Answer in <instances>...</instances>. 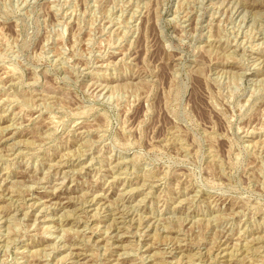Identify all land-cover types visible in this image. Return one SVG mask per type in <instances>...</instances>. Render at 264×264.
<instances>
[{
	"label": "rangeland",
	"instance_id": "rangeland-1",
	"mask_svg": "<svg viewBox=\"0 0 264 264\" xmlns=\"http://www.w3.org/2000/svg\"><path fill=\"white\" fill-rule=\"evenodd\" d=\"M0 264H264V0H0Z\"/></svg>",
	"mask_w": 264,
	"mask_h": 264
}]
</instances>
